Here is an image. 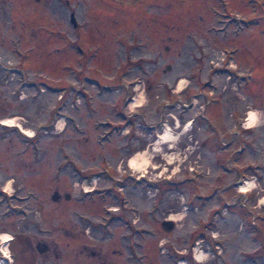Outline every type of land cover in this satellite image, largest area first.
I'll list each match as a JSON object with an SVG mask.
<instances>
[{"label":"rangeland","instance_id":"374dc122","mask_svg":"<svg viewBox=\"0 0 264 264\" xmlns=\"http://www.w3.org/2000/svg\"><path fill=\"white\" fill-rule=\"evenodd\" d=\"M262 196L264 0H0V264H264Z\"/></svg>","mask_w":264,"mask_h":264},{"label":"bare ground","instance_id":"6f19581e","mask_svg":"<svg viewBox=\"0 0 264 264\" xmlns=\"http://www.w3.org/2000/svg\"><path fill=\"white\" fill-rule=\"evenodd\" d=\"M182 88H183V81H182V79H181V80H179V82H178L177 85H176V91H181ZM141 99H142V97H141L140 95H138L137 97H134L131 105H134V106H138V105H140V104H141ZM252 121H253V118H252V116L249 115V116L246 118V120H245V124H246V125L249 124L248 126H252V125H253V124L251 125ZM1 123L4 124V125H9V126H13V125H14V124H13V121L8 120V119H3V120H1ZM15 125H17V127H19V128L21 129V131H22L23 133H25L26 135H28V136H31V135H32V132L25 131V130L22 129L18 124H15ZM15 125H14V126H15ZM185 126H189V123H186ZM168 134H169V133H168V131H167V129H166V130L164 131V135L161 134V136H159V137L157 138V141H158V142H159V141L161 142L162 140H165V138L168 137ZM135 156H137V157H141V159L144 158L143 153H141V154H136V155L132 156V157L130 158V160H129V163H130V165H132L133 167H136ZM169 157H170V156H168V158H169ZM144 159H145V158H144ZM137 168H138V167H137ZM249 185H252V183L250 182V183H248V184H247V183L244 184V185L241 187V191H242V192L245 191V190H246V187H249ZM5 187H6V189H10V186H9L8 183L5 185ZM261 203L264 204V196H262V198H261ZM177 220H178V219H177ZM10 240H11V238H10V235H9V234H7V233H5V232L0 233V243H2V244H0V245H2V246H1V247H2V249H1V253L3 254L4 257L7 256V255H6L7 247H5V246H6L7 242L10 241ZM196 258H198L199 260L202 259L201 256H200V253L197 254Z\"/></svg>","mask_w":264,"mask_h":264},{"label":"water","instance_id":"95a60500","mask_svg":"<svg viewBox=\"0 0 264 264\" xmlns=\"http://www.w3.org/2000/svg\"><path fill=\"white\" fill-rule=\"evenodd\" d=\"M70 22L73 25H75V20H74L73 14H70ZM59 196L60 195L57 192H54V194L52 195V199L57 200L59 198ZM64 197L68 198L69 196H68V194H65ZM162 225H164L167 230H169L173 227L171 222H163Z\"/></svg>","mask_w":264,"mask_h":264},{"label":"flooded vegetation","instance_id":"af4514ba","mask_svg":"<svg viewBox=\"0 0 264 264\" xmlns=\"http://www.w3.org/2000/svg\"><path fill=\"white\" fill-rule=\"evenodd\" d=\"M70 18V17H69ZM72 24V23H71ZM73 25V24H72ZM74 26V25H73ZM41 241H39V242H37L35 245H34V247H35V249L37 250V251H40V250H48V247L46 246V245H42L41 243H40ZM90 255H94V252H91V254ZM102 264H105V263H103L102 262ZM108 264H110V263H108Z\"/></svg>","mask_w":264,"mask_h":264}]
</instances>
